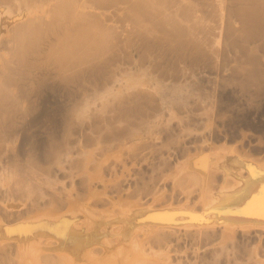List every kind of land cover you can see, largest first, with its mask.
<instances>
[{
  "label": "bare ground",
  "instance_id": "bare-ground-1",
  "mask_svg": "<svg viewBox=\"0 0 264 264\" xmlns=\"http://www.w3.org/2000/svg\"><path fill=\"white\" fill-rule=\"evenodd\" d=\"M0 264H264V0H0Z\"/></svg>",
  "mask_w": 264,
  "mask_h": 264
}]
</instances>
